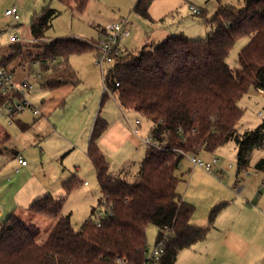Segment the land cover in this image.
<instances>
[{
  "label": "trees",
  "instance_id": "obj_1",
  "mask_svg": "<svg viewBox=\"0 0 264 264\" xmlns=\"http://www.w3.org/2000/svg\"><path fill=\"white\" fill-rule=\"evenodd\" d=\"M60 1L66 6L75 2L79 11L88 3ZM245 1L242 9L221 6L205 38L170 35L150 50L116 56L103 76L106 89L101 104L113 95L122 108L147 116L153 122L150 138L158 144H148L137 173L129 175L130 168L125 167L116 176L99 145L109 122L98 115L88 156L102 193L99 205L108 214L100 222L91 217L75 229L71 216L62 214L65 198L46 194L34 200L28 211L31 218L42 215L56 219L53 228L38 240L39 228L33 222L26 223L15 213L7 216L0 222V264H117L120 257H127L128 264H147L146 231L150 225L160 228L156 243L164 230L171 231L164 254L151 264H175L183 248L207 238L209 227L192 226L194 208L177 190L181 179L176 172L183 159L188 154L214 152L235 140L237 170L241 173L250 164L254 150L264 147V123L244 134L236 129L243 116L241 98L251 87L264 91V0ZM151 2L138 0L135 9L149 16ZM58 14L48 5L30 23L32 37L42 49L35 56L40 67L37 74L42 86L52 90L78 81L67 70L70 55L94 46L77 37L43 42ZM198 14L203 15V11ZM245 36L250 40L239 53L240 65L233 68L228 56L236 41ZM24 52L22 43L13 42L8 56L2 57L4 64L22 58ZM13 96L18 94L0 89V106ZM9 138L6 133L4 139ZM256 169L264 172V158L257 162ZM75 185L74 177L65 183L66 191H72ZM96 210L92 209V216Z\"/></svg>",
  "mask_w": 264,
  "mask_h": 264
},
{
  "label": "rangeland",
  "instance_id": "obj_2",
  "mask_svg": "<svg viewBox=\"0 0 264 264\" xmlns=\"http://www.w3.org/2000/svg\"><path fill=\"white\" fill-rule=\"evenodd\" d=\"M137 1L88 0L86 8L79 11L75 2L66 6L60 0H23L22 6H18L21 19L16 25L12 18L4 15L8 6L16 4L15 0H0V20L4 21L0 30L3 26V33L7 34L5 40L10 33H18L24 48H31L30 22L35 14L42 12L43 7L51 5L59 12L47 31L53 39L77 37L95 43L92 39H99L106 24L126 21L131 34L119 41L125 55L160 45L158 43L167 33L184 34L191 39L205 38L212 30L211 19L221 6L239 9L246 6L245 0H152L149 16H143L135 9ZM191 6L202 10L203 15L193 13ZM249 40L250 36H245L236 41L227 59L231 67L240 65L239 53ZM23 55L25 57L26 54ZM28 56L31 62V56L34 58L36 54L29 53ZM96 58L95 46L70 55L67 70H71L78 81L73 85H63L60 96L55 94L56 90L42 86L41 76L37 74L40 67L37 62L33 63L35 71L28 77L31 88L23 90L28 102L40 110L39 114L25 108L12 116L9 108L23 101L19 97L6 106H0V178H3L0 197L10 208L7 216L16 212L26 223L31 221L39 228L38 240L47 235L45 227L52 218L35 215L45 220L41 222L35 216L30 217L28 210L31 203L19 200L27 189H36L40 197L50 194L65 198L62 214L71 216L75 229L91 217L97 222L103 213L108 214L107 209L99 205L102 193L88 156V144L98 115L109 122L101 145L114 175H120L123 168L129 165L137 173L146 156V139L150 137L152 120L134 109L122 108L113 95L101 104L105 91L103 74L112 64H104L101 68L96 64ZM53 95L54 108L44 113L41 108ZM239 104L243 108V116L236 126L238 134L263 125L264 93L251 87ZM136 119L142 122L138 133L132 130ZM23 125L27 127L23 128ZM6 133L10 135L8 140L4 139ZM15 151L21 152L27 159L28 171L16 170L19 161L13 157ZM237 154L235 140H230L214 152L199 154L204 161L218 158V164L213 169L222 171L221 177L202 167H195L190 156L183 159L176 172L181 179L177 190L194 208L190 220L192 226L209 227V231L205 240L183 248L175 264L264 263V250L261 249L264 246V222L260 216V209L264 210V172L256 169L257 162L264 158V147L254 150L250 164L241 173L237 170ZM74 177L76 185L67 192L65 183ZM94 207L97 210L92 216ZM159 233L160 228L155 225L147 228L148 250L153 249Z\"/></svg>",
  "mask_w": 264,
  "mask_h": 264
},
{
  "label": "built area",
  "instance_id": "obj_3",
  "mask_svg": "<svg viewBox=\"0 0 264 264\" xmlns=\"http://www.w3.org/2000/svg\"><path fill=\"white\" fill-rule=\"evenodd\" d=\"M190 8L195 14H198L200 12V9L195 6H191ZM5 15L11 17L16 23V25L21 19L20 11L16 5L8 8L5 11ZM130 34L131 30L128 27L126 21L111 22L106 24L103 27V31L101 32L99 39H97V41L94 43V46L97 48L96 64L101 66V68H103L104 64H113L116 60V56L122 54L123 52L122 49L119 47V41L124 37H128ZM2 35L3 34L0 31V44L3 41ZM9 41L10 43L19 41V35L16 33L10 34ZM2 57L3 56L0 52V89L5 93L12 92L13 95L18 94V96H13L12 99L8 101V103L12 102L15 97L23 99V101H21L19 104L9 108L11 115H14L16 111H21L25 108H30L36 115L39 114L40 111L36 109L32 104H30L25 98L26 91L23 90V88H27V91L31 88L29 78H23L19 80L16 79L14 72L8 69V67L4 64ZM103 76H105V74H103ZM116 85L119 86L120 82H116ZM141 124L142 122L140 119H137L135 123L132 124V130L134 133L139 132ZM146 141L149 145L158 144L150 137L149 139H146ZM186 156H190V160L194 166L202 167L206 171L214 174V176L221 177L222 171H215L213 169V166L218 164V158H213L211 161H204L200 157V155L188 154ZM16 159L19 161L21 166L28 165L27 159L23 156L21 152L17 153ZM16 170L19 171V168H17ZM85 184H87V182H85ZM104 216L105 213H103V215L100 217V220L97 222H100ZM170 235L171 231L169 229L164 230L161 239L154 245L153 249L147 251V264H151L153 261H157L161 258V256L165 252L166 244L168 239L170 238ZM128 262L129 260L127 257H120L117 260V264H128Z\"/></svg>",
  "mask_w": 264,
  "mask_h": 264
},
{
  "label": "crops",
  "instance_id": "obj_4",
  "mask_svg": "<svg viewBox=\"0 0 264 264\" xmlns=\"http://www.w3.org/2000/svg\"><path fill=\"white\" fill-rule=\"evenodd\" d=\"M23 0H15V2H16V4H14V5H12L11 4V6H8L7 8H6V10L8 9V8H10V7H12V6H22L21 5V3H23L22 2ZM44 8V7H43ZM19 9V8H18ZM5 10V11H6ZM20 11V10H19ZM4 15H5V12H4ZM35 16V15H34ZM33 16V17H34ZM5 17L6 18H8V19H11V17H9V16H6L5 15ZM4 21H3V19H1L0 20V26H1V24L3 23ZM31 23V22H30ZM29 28H30V26H29ZM103 30V29H102ZM102 30H101V32H102ZM1 32H2V43L0 44V52H1V54H2V56H8V53H9V51H10V46H11V44L12 43H10V41H9V37H10V34H15V33H10L9 34V36H8V38H7V40H5V37L7 36V34H5L4 35V33H3V31H4V28H3V26L1 27V30H0ZM30 33H31V28H30ZM16 34H18V33H16ZM168 34V33H167ZM167 34H165L164 36L165 37H163L164 39H163V41L162 42H164L170 35H167ZM60 38V37H59ZM53 38H51V37H49L48 35H47V38H44L43 40H45V41H50V40H52ZM19 41H20V38H19ZM162 42L161 43H158V44H162ZM29 43H31V48H24V53L26 54L25 55V57H24V55H22V58H18V59H15V60H13L11 63H9L8 65H7V67H8V69H10L11 71H13L14 72V74H15V78L16 79H23V78H28L29 77V75L32 73V71L34 72L35 70L33 69V63H36V62H38L37 61V58L36 59H34L32 56H31V62H29V60L28 59H30L29 58V56H28V54L29 53H31V54H36L37 55V53H39V52H42V49L41 48H35V47H39V41H37V40H35L33 37H32V34H31V39H30V41H29ZM25 47V46H24ZM154 47V46H153ZM26 49L28 50L29 49V51H26ZM27 59V60H26ZM24 62V63H23ZM28 62V63H27ZM37 64V63H36ZM30 65H32V67H30ZM38 65V64H37ZM70 67V66H69ZM71 71V70H70ZM63 73V72H62ZM51 74H53L54 76H55V73H53V72H51ZM56 75H59L58 73H56ZM69 85H73L74 83H68ZM66 85V84H65ZM63 86V85H62ZM62 86H60V87H58L57 89H54V90H56V92H55V94L56 95H58V96H60L61 95V93H62ZM262 93H264V91L263 90H260ZM104 94V93H103ZM55 98V96L53 95V97H49V99H48V101H46L44 104H43V106H42V108H41V111H43L44 113H48L50 110H52L54 107H53V100H51V99H54ZM36 108V107H35ZM37 109V108H36ZM40 111V110H39ZM13 116V115H12ZM137 120V119H136ZM119 124H121L122 125V123H119ZM142 125V124H141ZM141 125H140V127H141ZM109 128V127H108ZM108 130V129H107ZM107 130H106V132H107ZM106 132L102 135V137L99 139V143H100V146L102 147V145H101V142H102V138H103V136L106 134ZM88 146H89V144H88ZM102 149L104 150V152H105V149L102 147ZM19 151H15L14 152V158L16 157V155H17V153H18ZM25 157V156H24ZM28 167H29V163H28V165H26V166H21L20 165V163H19V166H18V168H21V170H24L25 169V171H28ZM129 168H130V170H129V172H130V174L129 175H133V174H135V171H133L132 169H131V165H129L128 166ZM196 167V166H195ZM24 171V172H25ZM138 172V171H137ZM223 173V172H222ZM258 175V174H257ZM2 179L3 178H0V186L2 185L1 183H2ZM85 182H87V181H85ZM263 182H264V179H263ZM85 185H88V182H87V184H85ZM39 193H38V191L36 190V189H34V188H32V189H27V190H25V192H23L20 196H21V198L19 199V200H21V201H25L27 204H29V203H32L36 198H38V197H40L39 195H38ZM259 199L261 200V197H259ZM2 204H4V205H2ZM2 206H4V207H2ZM6 208V209H5ZM4 209H5V211H4ZM10 210V208H9V206H7V204L5 205V201H2L1 200V197H0V222L1 221H3L4 219H6L7 218V214H8V211ZM259 210V209H258ZM260 212H261V214L262 215H260L261 216V219H262V221L264 222V210L261 208L260 209ZM12 213H15V214H17L16 212H12ZM4 217V218H3ZM34 218H36L37 220H39V221H41V222H44L45 220H42V218H38V216H35ZM55 222H56V219H51V220H48V223H47V226L45 227L46 228V230H47V235L49 234V232L51 231V229L53 228V226H54V224H55ZM196 226V225H195ZM196 227H199V226H196ZM47 235L45 236V237H47ZM44 237V238H45ZM44 238H42V239H40V240H43ZM261 249L262 250H264V246H262L261 247ZM180 253V252H179ZM179 255V254H178ZM210 264V263H209ZM262 264H264V263H262Z\"/></svg>",
  "mask_w": 264,
  "mask_h": 264
}]
</instances>
